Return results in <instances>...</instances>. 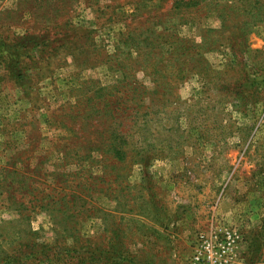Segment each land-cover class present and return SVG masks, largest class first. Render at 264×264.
I'll list each match as a JSON object with an SVG mask.
<instances>
[{"label":"rangeland","instance_id":"1","mask_svg":"<svg viewBox=\"0 0 264 264\" xmlns=\"http://www.w3.org/2000/svg\"><path fill=\"white\" fill-rule=\"evenodd\" d=\"M93 96L123 108L97 118L122 160L86 150ZM226 231L264 264V0H0V264L78 236L191 264Z\"/></svg>","mask_w":264,"mask_h":264},{"label":"trees","instance_id":"2","mask_svg":"<svg viewBox=\"0 0 264 264\" xmlns=\"http://www.w3.org/2000/svg\"><path fill=\"white\" fill-rule=\"evenodd\" d=\"M87 107V114L83 116V123L80 125L79 130L82 131V134L88 132L89 129H92V132L95 135L103 134L104 141L101 142L98 146L96 142L92 140H86L85 147L86 150H97L99 152H103V154H109L113 158L118 160H122L126 156L125 149L122 148L123 139V125L121 123L118 126H113L110 123H106V127H104V131L100 130L102 122L98 124L97 118L109 117L110 119H115L118 115L120 116V111H123V108L114 106L113 99H105L99 100L98 97H91L89 99ZM117 117V118H118ZM126 132L125 134H127ZM124 134V135H125ZM77 146L73 149L77 154H79V148L82 146ZM100 149V150H99ZM105 150V151H104ZM66 158V155L64 156ZM79 158V157H78ZM76 157V159H78ZM81 176H86L87 172H90L85 169H80ZM71 176L76 175L75 173L71 174ZM86 180H93L92 182L96 183L95 178L93 179V175L90 174L88 177H85ZM54 189V188H53ZM60 192V191H58ZM72 203H70L71 205ZM75 207L74 205L70 206V209ZM71 216V214H70ZM65 244L63 246L66 247L65 251L62 253L63 258L60 260V263L53 261L51 264H140L136 261V257L128 255L122 250H118V256H112L111 251L112 247L105 248H97L91 238H81L80 236L76 238H72L71 241L69 239L64 241Z\"/></svg>","mask_w":264,"mask_h":264},{"label":"built area","instance_id":"3","mask_svg":"<svg viewBox=\"0 0 264 264\" xmlns=\"http://www.w3.org/2000/svg\"><path fill=\"white\" fill-rule=\"evenodd\" d=\"M237 232L224 234L201 232L191 264H233L236 258Z\"/></svg>","mask_w":264,"mask_h":264}]
</instances>
